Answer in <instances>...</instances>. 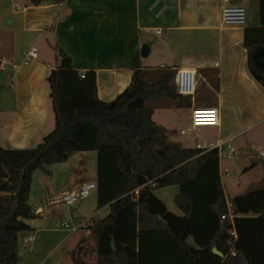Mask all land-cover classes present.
I'll list each match as a JSON object with an SVG mask.
<instances>
[{"label": "trees", "instance_id": "16d2710c", "mask_svg": "<svg viewBox=\"0 0 264 264\" xmlns=\"http://www.w3.org/2000/svg\"><path fill=\"white\" fill-rule=\"evenodd\" d=\"M257 5L258 26L243 29L242 46L249 74L264 88V71L252 59L254 49L264 47V0ZM56 59L45 77L53 128L33 147L0 146V264H20L28 249L32 228L26 221L36 217L28 202L33 173L50 174L53 164L76 151L95 152L96 209L109 211L74 232L80 237L68 252L71 264H86L82 252L89 241L92 264H264V185L227 197L216 149L183 147L152 120V100H188L176 92L173 67L142 66L136 57L129 84L102 101L94 71L80 77L59 49ZM250 159V168L264 166V159ZM169 186L178 188L174 202L181 215L154 194Z\"/></svg>", "mask_w": 264, "mask_h": 264}, {"label": "crops", "instance_id": "0c3cea01", "mask_svg": "<svg viewBox=\"0 0 264 264\" xmlns=\"http://www.w3.org/2000/svg\"><path fill=\"white\" fill-rule=\"evenodd\" d=\"M253 1L256 12L248 22L225 27L220 24V0H63L38 5L27 0H0V58L5 56L18 66L16 70H0V146L33 147L53 128L45 77L57 65V49L68 55L80 74L94 71L97 97L102 101L114 99L129 84L136 57L142 66H148L142 59L161 52L158 67L195 69L196 88L187 102L161 99L152 112V120L164 127L169 140L176 141L171 139L167 121L182 106L189 111L195 106L218 110L214 142L202 144L195 138L192 146H186L176 141L183 147L231 139L238 128L264 122V88L249 74L242 46L243 29L258 26V0ZM231 2L249 7V0ZM43 43L48 49L43 50ZM142 44L149 48L146 57L139 55ZM30 47L36 48V57L23 64L22 52ZM159 110L164 112L157 113L156 119L155 111ZM181 129L185 128L178 132ZM195 130L189 125L186 134ZM245 142L237 147L239 154L257 146V157L264 159V128ZM87 153L90 151L71 153L65 162L53 164L50 174L33 173L28 202L36 217L26 221L32 228L31 240L20 264L69 261L68 252L80 234L61 227L70 209L58 197L61 191L86 182L81 177L87 160L91 162ZM94 157L95 152L92 160ZM87 182H95V172ZM177 193L176 186L154 191L169 211L181 215L174 202ZM92 203L94 209L85 208L84 199L72 208L83 217L95 214L101 218L108 213V206L96 209V194Z\"/></svg>", "mask_w": 264, "mask_h": 264}, {"label": "rangeland", "instance_id": "374dc122", "mask_svg": "<svg viewBox=\"0 0 264 264\" xmlns=\"http://www.w3.org/2000/svg\"><path fill=\"white\" fill-rule=\"evenodd\" d=\"M253 2H254L253 0H249L248 8L247 7L245 8V6L241 5L245 8L246 22H248L252 18V15H255L256 10L253 7ZM49 43L53 45V41H50ZM44 49H48V47L46 44L43 43V50ZM161 57H162V53L160 52L158 55H151L148 59L146 58L142 59V62L148 64V66L157 67V65L159 64V60H162ZM161 99L163 100L167 98L154 99L150 102V106H152V108L154 109L158 104L159 100ZM170 101L174 102L172 100ZM198 105H206V104H198ZM162 112L164 111L162 110L155 111L154 117L156 119H159L157 117V113L159 114ZM189 115H190L189 109L185 106H182V108L179 110L178 113L174 114L173 117H170L168 121L166 119V121L169 123V128H170L169 133L171 139L180 141L186 146H192L194 144L195 138L202 144L208 142H214L215 127H211V126L199 127L197 128L198 131L195 130L193 131V133H187L185 135L179 134L178 130L180 127L185 128V130L189 128V124H190ZM259 128H264V122H259V124L257 123V125H252L251 127L249 128L247 127L246 129L238 128L236 130V135L229 140L230 143L232 144V147L238 150L237 147L240 145H244L246 143L245 142L246 140L249 141V139H252L257 136ZM257 150H258L257 146L251 148L248 147L246 150H243L244 153H240L236 157L232 156L230 158L219 159L221 182L224 186L225 194L227 197H234L240 194H244L248 191L260 188L262 185H264V166L259 164V166L256 167H251V168L249 167L251 163L250 158L258 155ZM87 154H90L91 162L89 163V160H87V163L84 166L86 170L83 172L81 177L85 179L86 182L93 178L95 172V157L92 160V156L94 152L90 151V153ZM74 156L75 155L72 156L71 162L73 161ZM224 169H226L229 172L230 176L227 177L223 175ZM157 193L159 194L158 191ZM94 194H96L95 190H91L90 195L84 198L85 208L91 209L92 207L94 209L92 203ZM82 200H80L79 202H81ZM79 202H77L76 204H78ZM91 244H92L91 241L85 242V248L82 252V259L86 264H92L94 261V255L91 251L92 250Z\"/></svg>", "mask_w": 264, "mask_h": 264}, {"label": "built area", "instance_id": "2783aa9c", "mask_svg": "<svg viewBox=\"0 0 264 264\" xmlns=\"http://www.w3.org/2000/svg\"><path fill=\"white\" fill-rule=\"evenodd\" d=\"M220 24L222 26H243L245 24V8L241 5L232 4L231 0H220ZM156 33H160V30H156ZM23 64H27L30 58L36 57L35 47H30L22 52ZM18 66L9 61L5 56L0 58V70H16ZM84 73L80 74L83 77ZM174 85L176 92L183 96H191L195 92L196 88V71L195 69H177L174 75ZM8 86L12 87L11 81H8ZM264 120V119H262ZM219 124V112L213 106H195L190 111V128L196 129L199 127L217 126ZM180 134H186L185 129L179 131ZM230 138L224 140H218L214 144L207 146L196 143L195 147L203 151L216 149L218 161L220 158L236 157L239 152L232 147ZM224 176H230L229 172L224 169ZM236 180V179H235ZM95 182H82L73 189L63 190L60 192L58 200L61 204L68 207L67 220L61 222V227L67 230L69 233H74L79 228L84 227L90 222V216H80L78 212L72 207L80 200L90 195L91 190H95ZM221 218H225L221 215ZM228 220L232 221V215L228 214ZM231 234L235 237V231L232 229ZM31 234L26 238L27 242H30ZM230 254L234 255V251L230 250Z\"/></svg>", "mask_w": 264, "mask_h": 264}, {"label": "water", "instance_id": "95a60500", "mask_svg": "<svg viewBox=\"0 0 264 264\" xmlns=\"http://www.w3.org/2000/svg\"><path fill=\"white\" fill-rule=\"evenodd\" d=\"M148 52H149L148 46L146 44H142L139 48V55L141 57H146ZM252 59L255 66L261 71H264V47H256L253 51ZM212 252L215 255L222 257V254L219 251H217L215 247H212Z\"/></svg>", "mask_w": 264, "mask_h": 264}]
</instances>
